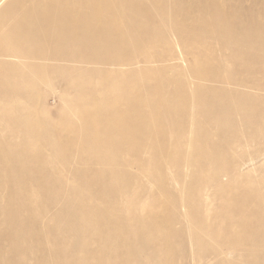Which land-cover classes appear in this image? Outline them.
<instances>
[{"label":"bare ground","instance_id":"obj_1","mask_svg":"<svg viewBox=\"0 0 264 264\" xmlns=\"http://www.w3.org/2000/svg\"><path fill=\"white\" fill-rule=\"evenodd\" d=\"M111 1L0 0V80L18 83L15 89L0 91V96L14 98L0 100V222L8 226L0 237L11 238L25 250L29 264H63L70 250L67 264H123L105 253L106 246L119 248L118 255L132 256L134 264H153L154 255H162V236L153 234L154 223L147 221L145 208L140 213L115 214L130 200L112 203L101 190L128 188L127 169L121 167L119 157L136 150L124 141L133 145L147 140L137 152L153 148L152 159L161 158L163 164L173 161L197 167L202 174L187 185L213 191L208 203H200L198 196L182 201L187 211L178 223L188 219L195 224L189 228L191 244L198 251L210 247L216 264H264L260 258L264 254V175L241 171L247 162L238 168L234 152L240 145L264 138V95L237 89L236 75L224 70L223 62H214V51L207 43L188 67L179 58L166 67L165 43L150 38L155 29L161 41L166 35L160 21L152 17L149 23L145 14L133 10L130 31L126 24L117 23ZM165 42L174 49L171 41ZM35 44L41 46L33 62L30 52ZM185 46L193 55L195 49ZM48 50L53 55L51 67L39 62ZM86 61L98 63L88 68V89L62 110V117L73 116L80 124L61 128V135L55 137L51 128L58 119L38 109L36 80L51 70L55 73L57 66ZM58 76L73 79L65 73ZM104 95L108 101L96 108L91 102ZM26 96L35 98L33 103L23 104ZM172 125L177 133L162 132ZM199 132L204 135L198 137ZM185 143L196 146L198 154L190 156ZM170 145L175 146L172 152L167 149ZM255 154V159L264 156V150ZM148 172L155 175L153 167ZM101 173H121L122 180L112 187L93 184ZM45 195L51 199L46 201ZM51 207L56 208L52 213ZM151 209L157 212L160 206ZM66 218L67 225H54L65 223ZM140 236L144 242L138 240ZM68 238L79 242L65 244ZM221 240L244 244L249 262L227 261L229 250L213 251ZM143 250L149 262L137 257ZM156 264H162V258Z\"/></svg>","mask_w":264,"mask_h":264},{"label":"rangeland","instance_id":"obj_2","mask_svg":"<svg viewBox=\"0 0 264 264\" xmlns=\"http://www.w3.org/2000/svg\"><path fill=\"white\" fill-rule=\"evenodd\" d=\"M109 8L116 10L117 23L126 24L130 31L133 29L135 22L133 20V10L139 14H145L149 23H151L152 17L160 21V25H162L166 35L162 37L161 41L157 29H155L154 36H150V38L154 39L155 43H165L167 49L165 51L166 59L163 63H165L166 67L169 68L174 64L176 58H179L184 66L188 67L190 61L194 60L195 55L199 53L201 46L207 43L210 45L209 48L214 51V62H223L225 65L224 70L236 75L235 78L238 84L235 87L237 89H247L259 92L258 94L261 96L264 95V0H112ZM118 34L120 32L115 33V35ZM166 40L172 42L173 50L168 49L169 46L168 42H165ZM184 43L195 49L193 55L189 53ZM40 46L41 44L31 46L33 51L30 52V59L33 62H35L34 57L38 56ZM81 52H83V49H81ZM78 55L79 53L73 54V56ZM52 60L53 55L48 50L44 52L39 62L51 67ZM180 60L178 61L180 62ZM97 64L86 61L79 66H57L55 73H52L51 70V74L47 77L37 78V94L39 95L37 100L40 104L38 109L43 112L46 111L47 115L60 120L62 123V125L60 123L55 124L58 120L53 122L52 125H55V128H51V130L55 137L61 135V128L67 127V125L80 124V121L78 119L75 120L73 116L65 115L62 117V110L67 104L75 103L76 98H79V94L83 90L88 89V84L85 82V78L88 76V68ZM154 64H158V62ZM62 73L73 76V79L68 80L58 76V74ZM207 83L214 84L216 81L208 80ZM74 84L75 88L72 91ZM17 85L18 83L15 81L4 82L0 80V91H2V87L11 88L10 90L15 89ZM67 86H69V89ZM258 88H261V90L258 91ZM18 93L20 95L21 92L19 91ZM104 97L91 103L96 108L100 107L108 101V97L105 95ZM12 99L14 98L11 96H0V100L3 101ZM22 99L24 100L23 104L33 103V100H35V98L27 96L25 98L22 97ZM204 110L209 111L210 108L204 107ZM37 113L38 116L43 117L41 112ZM160 128L162 127L160 126ZM170 131L177 133L178 128L173 125L170 128H162V132ZM203 135V132L197 133L198 137ZM147 143V140H144L141 144L138 141H133L132 145L131 141H124L127 147L136 150V152L131 151L130 154L119 157L121 167L127 169L128 188L125 190L101 189L103 191L102 197L115 204L126 198L130 200L128 206L114 210L113 213L115 214L123 212L140 213L143 212L141 207L145 208L144 212H146L147 221L151 224L154 223L153 227L155 228L152 227L153 234L158 233V237L162 236V255H159V253L155 254L153 264L158 263L161 258L162 264H216L215 260H211L214 254H211L210 247H203L201 251H198L197 246L189 241V228L195 224L189 222L188 219L181 220V224L178 223V219L183 217L187 211V204L186 208L182 206L183 199L186 200L188 197L198 196L201 199L200 203H208L207 196L210 192L213 193L212 189L203 190L200 185L192 187L187 185L193 182L192 179L196 175L202 174V172H198L197 167L173 161L163 164L161 158L152 159L156 155L153 148L144 152H137V149L144 148ZM203 144L205 146L209 145L207 142H203ZM184 145L187 148L186 152L190 156L198 154L199 150L196 146L188 143ZM28 146L30 147L29 144ZM83 147H85V144H81L80 148ZM167 149L172 152L175 150V146L170 145ZM261 149L264 150V138H261L257 144L238 146L234 151L237 156L238 168L247 162L241 171H249L255 174L253 176L264 175V156L255 159L256 151ZM251 157L255 159L253 162H249ZM149 167H153L155 175L148 172ZM2 170L7 176H11L8 168L2 167ZM179 172H183V174L178 175ZM77 175L75 174L74 176ZM117 175L97 174L98 179L93 184L112 187L115 183L122 180L121 173ZM48 185L50 184L48 183ZM209 196L217 197L214 194ZM48 199H51V197L45 195V200L48 201ZM153 205H159L160 210L157 212H161H153L151 209ZM50 209L52 213L56 208L51 207ZM110 217H112L111 214ZM67 221L68 219L66 218V224L56 222L54 225H67ZM5 230H8V226L0 222V232ZM138 240L144 242L143 240L145 239L140 236ZM183 241L184 244L182 245ZM78 242L68 238L65 244H77ZM234 243L230 245L221 240L213 251L229 250L230 254L227 261L230 258L231 262L245 260L249 262L250 257L244 252L245 245L240 241H235ZM118 250L119 248L115 246H106L105 253L113 257L117 262L121 259L123 264H134L132 256L123 253L118 255ZM71 254V250L67 251L65 254L66 262L62 260L63 264H67V257L71 256ZM138 256L145 258L149 262L144 250L139 252ZM25 257V250L18 249L11 238L7 236L0 237V264H29ZM50 258L52 260L55 259L53 257ZM260 258L263 260L264 254L260 255ZM147 262L144 261V263Z\"/></svg>","mask_w":264,"mask_h":264}]
</instances>
